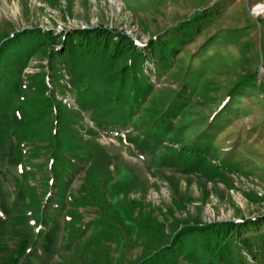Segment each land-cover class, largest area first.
<instances>
[{"label": "rangeland", "instance_id": "1", "mask_svg": "<svg viewBox=\"0 0 264 264\" xmlns=\"http://www.w3.org/2000/svg\"><path fill=\"white\" fill-rule=\"evenodd\" d=\"M0 264H264V0H0Z\"/></svg>", "mask_w": 264, "mask_h": 264}, {"label": "bare ground", "instance_id": "2", "mask_svg": "<svg viewBox=\"0 0 264 264\" xmlns=\"http://www.w3.org/2000/svg\"><path fill=\"white\" fill-rule=\"evenodd\" d=\"M258 10H261V7H259Z\"/></svg>", "mask_w": 264, "mask_h": 264}]
</instances>
